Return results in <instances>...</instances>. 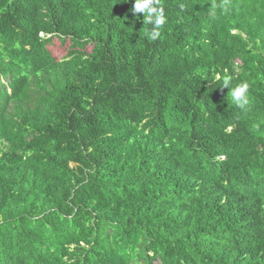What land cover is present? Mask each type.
<instances>
[{"label":"trees","instance_id":"16d2710c","mask_svg":"<svg viewBox=\"0 0 264 264\" xmlns=\"http://www.w3.org/2000/svg\"><path fill=\"white\" fill-rule=\"evenodd\" d=\"M133 4L0 0V264H264V0Z\"/></svg>","mask_w":264,"mask_h":264},{"label":"clouds","instance_id":"9594fccd","mask_svg":"<svg viewBox=\"0 0 264 264\" xmlns=\"http://www.w3.org/2000/svg\"><path fill=\"white\" fill-rule=\"evenodd\" d=\"M216 5H213L210 10V15L216 14ZM132 11L136 14H143V21L146 24L152 25L149 35L154 39L159 35L157 31L166 23L163 8L160 7V0H134ZM230 78L223 79V88L230 89L232 101L241 109H244L249 104L248 90L249 84L241 82L234 88H229Z\"/></svg>","mask_w":264,"mask_h":264}]
</instances>
